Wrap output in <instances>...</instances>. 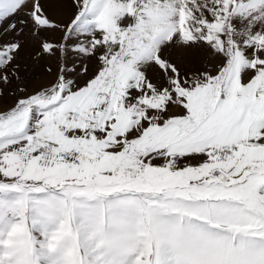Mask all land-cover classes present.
Here are the masks:
<instances>
[{
    "label": "snow or ice",
    "instance_id": "snow-or-ice-1",
    "mask_svg": "<svg viewBox=\"0 0 264 264\" xmlns=\"http://www.w3.org/2000/svg\"><path fill=\"white\" fill-rule=\"evenodd\" d=\"M0 264H264V0H0Z\"/></svg>",
    "mask_w": 264,
    "mask_h": 264
}]
</instances>
